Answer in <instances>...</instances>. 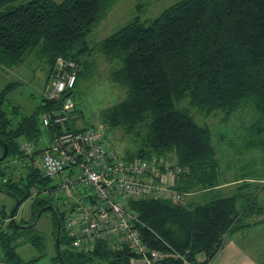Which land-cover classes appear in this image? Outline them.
Segmentation results:
<instances>
[{
	"label": "trees",
	"instance_id": "1",
	"mask_svg": "<svg viewBox=\"0 0 264 264\" xmlns=\"http://www.w3.org/2000/svg\"><path fill=\"white\" fill-rule=\"evenodd\" d=\"M22 1L0 0V69L19 66L36 52L49 66V81L58 60L75 62L77 88L95 75L97 63L92 57L101 54L109 66L111 82L125 93L121 102L102 113L106 133H122L120 140L130 144L124 152L129 160L173 159L179 168L175 189L198 194L197 199L182 203L152 199L131 203L140 221L137 229L149 249L165 254L173 250L190 264H209L229 234L264 216L253 183L257 179L221 182L212 130L198 124L193 114L205 118L224 114V122L236 116L244 121L247 116L248 125H239L247 133L245 148L264 154V0H186L149 23L135 18L95 47H90L87 39L118 0ZM72 90L64 97L72 96ZM6 100L7 91H2L0 159L3 144L8 155L0 160V167L4 166L0 192L19 204L7 224L10 213L0 212V252L6 263L36 264L46 256L48 240L36 225L47 212L57 264H129L132 254L127 249L114 251L102 242L91 254L75 251L73 238L64 227L63 211L55 208L50 197L35 198L31 221H15L32 189L37 184L48 185L39 170L27 165L31 162H25L18 141L24 138L38 148L43 137L58 132L61 128L46 131L39 113L60 103L43 99L39 112L18 119L11 115L18 114V108L7 110ZM183 103L188 107H181ZM73 124L74 119L67 129H89H74ZM13 161H24V174L16 169L18 181L6 176ZM229 184H235V193L224 196L223 188ZM22 245L35 248L38 258L23 260L17 251ZM200 255L205 256L202 262Z\"/></svg>",
	"mask_w": 264,
	"mask_h": 264
},
{
	"label": "built area",
	"instance_id": "2",
	"mask_svg": "<svg viewBox=\"0 0 264 264\" xmlns=\"http://www.w3.org/2000/svg\"><path fill=\"white\" fill-rule=\"evenodd\" d=\"M77 68L75 62L58 60L44 93L46 101L60 104L44 113L43 128L61 129L43 137L38 148L24 138L18 141L28 165L48 181L34 187L31 198L47 196L64 207V227L79 253L91 254L102 242L114 251L127 249L129 264H190L173 250L165 254L149 249L137 229L138 214L130 207L142 199L182 203L192 195L175 189V161L158 156L129 160L104 129H67L75 105L64 95L74 88ZM0 264H7L1 252Z\"/></svg>",
	"mask_w": 264,
	"mask_h": 264
},
{
	"label": "rangeland",
	"instance_id": "3",
	"mask_svg": "<svg viewBox=\"0 0 264 264\" xmlns=\"http://www.w3.org/2000/svg\"><path fill=\"white\" fill-rule=\"evenodd\" d=\"M28 1L23 0L22 2L26 3ZM53 1L61 3L63 0ZM183 1L186 0H118L112 6L107 16L95 25L87 39L88 43L90 47H95L135 18H138L142 23H149L158 18L167 9ZM17 4L15 3V5ZM35 54L36 52L26 57L27 59L19 66L11 69H0V93L7 91L6 109L11 111L14 108H18V114H11L12 117L16 116L18 119L40 111L39 106L42 100H45L44 93L49 85V66L38 54ZM92 59L97 63L95 75L88 80H83L77 88L72 90L71 99L74 102L75 108L71 114V121L74 119V124L72 125L74 129L99 127L105 130L102 119L103 111L125 98V93L111 82L109 66L106 64L104 57L96 53ZM10 84L13 87L7 90L6 88ZM46 103L50 102L46 101ZM181 107H188V104L183 103ZM44 113H39L41 120L44 117ZM193 114L198 124L202 126L207 125L212 130L213 145L218 152V159L220 161L221 182L230 183L236 179L245 177L257 179V181L253 182L256 185L255 187H258V189H255L258 196L257 202L260 207H264V154L258 151H247L245 148L247 133L245 128L239 126L240 123H244L247 126L248 117L246 116L244 121H239L238 116H236V119L231 118L227 122H224L222 120L224 114H219L218 117L214 118H205L198 115L195 111H193ZM107 134L112 137L113 146L120 151L126 152L125 150L130 147L128 141L120 140L122 139L121 132H109ZM1 154L2 150L0 149ZM28 161L30 162L26 158L25 162ZM23 164L24 161L10 162L8 164L9 168L6 169L7 178L12 176L18 181L20 174L16 172V169H20V172L24 174L21 168ZM3 167L1 166L0 170ZM2 181L3 178L0 175V184ZM233 185L235 184H230L226 188H223L225 189L224 196H232L235 193L236 187ZM36 186L39 187L40 184ZM23 187L24 184L21 185V188ZM251 190L254 191V189ZM197 197L198 194L191 195L186 198L185 202L192 199L195 200ZM34 203L35 198H29L20 207L15 221L18 223L22 220L26 222L31 221ZM54 205L60 213L64 210V207L56 201H54ZM14 206V198L0 192V212L9 214ZM36 229L43 233L48 240L47 254L36 264H57L54 260L56 256L54 244L52 243L54 230L49 213L46 212L40 218ZM17 251L25 261L33 260L39 256L38 251L30 245H22L18 247ZM95 264L102 263L98 262Z\"/></svg>",
	"mask_w": 264,
	"mask_h": 264
},
{
	"label": "crops",
	"instance_id": "4",
	"mask_svg": "<svg viewBox=\"0 0 264 264\" xmlns=\"http://www.w3.org/2000/svg\"><path fill=\"white\" fill-rule=\"evenodd\" d=\"M255 219L249 227L229 234L209 264H264V216ZM198 260L202 262L205 257Z\"/></svg>",
	"mask_w": 264,
	"mask_h": 264
},
{
	"label": "water",
	"instance_id": "5",
	"mask_svg": "<svg viewBox=\"0 0 264 264\" xmlns=\"http://www.w3.org/2000/svg\"><path fill=\"white\" fill-rule=\"evenodd\" d=\"M3 149H4V154H3V156H2V158H1L0 160H5V159L7 158V155H8V147H7L6 144H3ZM18 205H19L18 202H16L15 207H14V208L12 209V211L10 212V217H11L12 220L14 219V216H15V210L17 209ZM49 210L54 211V208L51 207V208H49ZM41 213H42V211L40 212L39 215H41ZM60 236H61V228L59 227V229H58V233H57V237H56V247H57V250H58V251H59V249H60V243H59V241H60Z\"/></svg>",
	"mask_w": 264,
	"mask_h": 264
}]
</instances>
